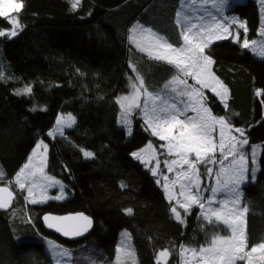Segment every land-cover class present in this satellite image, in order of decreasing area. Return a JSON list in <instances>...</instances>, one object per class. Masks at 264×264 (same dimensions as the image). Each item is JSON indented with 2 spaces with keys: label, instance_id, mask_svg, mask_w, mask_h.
<instances>
[{
  "label": "trees",
  "instance_id": "obj_1",
  "mask_svg": "<svg viewBox=\"0 0 264 264\" xmlns=\"http://www.w3.org/2000/svg\"><path fill=\"white\" fill-rule=\"evenodd\" d=\"M179 0H82L72 11L68 0H24L18 14L23 30L15 37H0V186H7L40 140L49 142L59 113L72 114L75 124L55 135L46 171L59 179L67 198L30 204L26 190L12 185L13 208L0 211V264H54L44 239L72 252L70 264H103L112 259L121 229L130 231L140 264H175L179 245L193 231L199 213L181 210L184 223L175 219L164 189L132 152L148 142L162 143L146 128L138 114L131 133L118 124L121 111L116 97L129 90L136 72L148 80L169 77L173 65L157 61L129 40L130 28L145 21L171 43H182L174 22ZM246 21L249 38L260 25L256 0L234 2L228 9ZM0 17V30L10 28ZM207 54L212 70L228 90L223 103L206 90L211 112L224 117L247 138L246 154L259 147L255 181L242 187V204L248 208L249 248L264 241V58L229 38L212 42ZM31 93L17 95V90ZM81 149L94 153L85 158ZM60 158L67 170L54 159ZM203 165L201 176L205 183ZM249 168L251 163L249 162ZM121 184L126 187H121ZM132 209V214L127 213ZM84 212L94 220L88 236L68 241L44 230L47 212ZM30 221V222H29ZM20 235V237H19ZM167 249L170 256L161 258ZM164 260V262H163ZM237 264H245L237 261Z\"/></svg>",
  "mask_w": 264,
  "mask_h": 264
},
{
  "label": "snow or ice",
  "instance_id": "obj_2",
  "mask_svg": "<svg viewBox=\"0 0 264 264\" xmlns=\"http://www.w3.org/2000/svg\"><path fill=\"white\" fill-rule=\"evenodd\" d=\"M71 5L72 11H76L81 4V0H68ZM197 0H190L192 5H195ZM207 4L208 0H203ZM228 0H213V6L221 13V18L212 16V23L204 26L193 32V29L197 28L196 24L185 23L181 25L184 31L181 33L183 39V45L180 47L174 46L164 36L158 35L151 28H145L137 22L129 32L133 35L129 36V40L133 41L140 51H146L151 59L157 61H164L173 65L180 72H183L186 76L193 73L189 69L195 70L197 83L203 84L204 77L212 76L210 71V65L213 61L209 56L204 55L205 49L211 42V38L225 39L223 33L229 32V27L221 22L226 19L223 16V10ZM183 3V0H182ZM24 7V0H0V17H5L8 23L12 26L10 31L0 30V37L8 36L9 38L15 37L23 30V25L20 22L19 13ZM15 13L17 15H11ZM182 12L177 11V24H180V18ZM187 20L188 17H183ZM202 19V18H201ZM232 23H238L233 18ZM239 27L244 29L247 33L248 29L245 24L239 23ZM140 31L141 40H136L135 33ZM201 33H207V36L201 35ZM260 35L264 37V29L261 30ZM199 37V39H197ZM235 40L241 42V34L236 33ZM257 40H249L247 36L242 39V47L245 49L252 48L255 52V46ZM264 58V52L261 53ZM133 72H136L135 66L130 65ZM4 77L0 75V79ZM138 81V84H137ZM130 87L133 92L130 96H125L122 99L127 101V108L122 113L121 123L128 125L130 123L129 114L135 109H140L143 113V119L145 124L153 129V135L158 136L160 140L168 141L167 145H161L166 147L169 155H172L174 150L175 154L179 157L178 160L165 161V167L169 172L174 171L173 166L178 165L179 171H177V179L172 181L173 186L179 183V196L183 197V200L177 199L176 203L180 208L188 213L192 206H198L201 210V217L209 224H221L230 231V235L221 236L215 234L208 242V246H201L199 249L189 248L183 244L179 245L178 255L181 258V264H191L188 258V254H191V260H196V264H237V261H244L245 264H264V241L257 242L249 249L248 235L246 229L245 214L248 212V208H237L241 201L242 191L240 187L242 184L248 181L249 176L255 181L256 172L258 171L257 165V153L256 148L253 147L251 151V163L252 167H248L249 157L242 151L245 145L249 144L248 139L245 137L239 139L236 136L229 135L225 138V128L231 131V127L227 125L224 117L213 116L210 109L203 108L201 111L197 107L201 103L198 89H189L187 87L180 89V85L186 84L184 80L179 79V76H174L172 80L164 85V89L171 88V91L176 93L180 97L188 96L190 100L195 96L197 99L195 103H187L183 108L177 107L176 103H169L168 100L163 97L160 92H150L144 85V80L137 72L135 78L129 77ZM217 84L220 82L217 80ZM221 91H217L215 88L213 92L218 96H226L227 89L220 84ZM30 87H25L23 90H17L16 94H28L31 93ZM143 100L141 101V97ZM119 102V101H118ZM124 108V104H121ZM191 109L196 112L195 117H186V120H181L179 117L183 115L185 111ZM75 123V118L68 115L67 118L58 117L56 124V132L60 135H64V127H72ZM216 125L220 126V140L217 143L212 133L216 129ZM179 129L178 133L176 130ZM241 136L244 133L241 129H235ZM49 135H54L50 132ZM40 147V145H37ZM151 148V145H149ZM46 150V149H45ZM85 158H93L94 153L90 151H84L81 149ZM219 151L220 158H216V153ZM194 154V158H190ZM137 159L142 157L139 154L134 153ZM229 157H232L229 160ZM238 157V159H237ZM225 161H229L227 165ZM159 161H157V167H159ZM221 165L220 170L216 177V186L210 189H203V191H210V197H203L200 195L202 188V177L198 165L216 164ZM187 165V169L184 168ZM152 174L156 175V170L151 169ZM213 169L206 167L207 175H211ZM39 173V175H37ZM4 176L2 169H0V178ZM164 187L168 189V177H164ZM159 183V181H157ZM14 183L18 185L20 190L27 191V196L24 198L29 200L30 203L36 204L44 202V197L41 200H37L33 197L34 190L46 189L47 187H53L59 184L60 181L55 180L52 177L44 174L43 166H35L32 163V158H29V162L26 163L17 172ZM121 187H126L121 184ZM61 191L63 187L61 186ZM219 194H224V199H218ZM43 195V193H42ZM54 199H62V196L53 197ZM173 194H169V200L173 199ZM15 199L13 192L8 187H0V209H7L11 206ZM205 200L208 207H205ZM216 203V208L212 207V204ZM232 207H229V205ZM128 214H132V209L126 210ZM170 211L174 214L175 219L181 224L184 220L181 217V213L177 211L175 206L171 207ZM214 218V219H213ZM68 219H75L70 217H50L45 216L44 220L49 228H56L57 231H62L64 235H82L83 231L91 226V220L87 216L80 214L79 219L86 222V224L80 229H72L71 231L63 229L58 226L62 221ZM52 221V222H49ZM30 222V221H29ZM126 235V234H125ZM53 247H56L53 245ZM124 252L125 256L132 257L134 252L130 250H124L122 247L117 248V261H120V253ZM57 255H67L66 251L56 253ZM161 258L170 256V252L165 249L159 253ZM165 264L167 262L165 261Z\"/></svg>",
  "mask_w": 264,
  "mask_h": 264
},
{
  "label": "rangeland",
  "instance_id": "obj_3",
  "mask_svg": "<svg viewBox=\"0 0 264 264\" xmlns=\"http://www.w3.org/2000/svg\"><path fill=\"white\" fill-rule=\"evenodd\" d=\"M240 1H244V0H228L227 4H225L224 10H223V16L226 17V19L221 20V22L229 27V32L231 34L223 33V35H225L226 38H229V39L233 40L234 42H237L235 40V35H236V33H240L241 34V42H237V43H240L241 45H242V39L244 38V36H247V38L250 41L253 40V39L257 40L258 43L255 46V49H256L255 52L252 50L251 47L248 48V49L254 55L262 58L261 53L264 52V37H262L260 35V33H261V30L264 29V0H256L257 3H258L259 13H260V25H259V28H258L257 35L255 37H252V38H249L248 31H247V33H245L244 29L239 27V23H243V24L246 25V21L243 20L242 18H240L238 15L228 12V9H229V7H230V5L232 3L240 2ZM17 2H18V0H17ZM175 11H176L175 12V17H174V22L175 23H177L176 21L178 19L177 16H176L177 11H181L182 14H183L182 17L180 18L181 23L177 24L178 27H179L180 33H182L184 31V28L181 25H183L185 23L196 24L197 28L193 29V32H196L200 28L201 25L207 26V25L211 24L213 22L212 21V16L217 17V19L221 18V13L218 11V9L216 7L213 6V0H208L207 4H205L203 2V0H197L195 5H192L190 3V0H183V3H182V0H179V3L177 5V8H176ZM11 15H17V14L11 13ZM183 17H188V19L184 20ZM233 18H235L238 21V23H232ZM137 22H139V24L143 25V26L146 25V24L149 25L148 22L145 23V21L138 20L131 26V28L134 25H136ZM11 27L12 26H10V28L7 31H10ZM144 27L147 28L146 26H144ZM246 27H247V25H246ZM153 28H155V27L153 26ZM153 28H151V29H153ZM156 33L158 34L157 31H156ZM130 35H133V34L130 33ZM134 35H135L136 40H141V34H140L139 30H137V32ZM201 35L207 36V33H201ZM164 37L168 40V42L171 43V41L166 36H164ZM197 39H199V37H197ZM181 40H182V43L180 45H176V44H173V43L172 44L174 46H176V47H180L184 43L183 39H182V36H181ZM217 40H219V39H215V37L213 36L211 38V42L209 43V45L212 42H215ZM132 43L136 46V44L133 41H132ZM209 45H208V47H209ZM208 47L204 51V55H207V56H209L207 54V52H206ZM141 52L145 53L148 56L146 51H141ZM210 59H211V57H210ZM212 64L210 65V71H211L212 76L215 77V79H212L211 77H204V83L203 84L197 83L195 70H192V69H189V71L192 72L193 74L186 76L183 72H180L179 69L174 67L175 68V72L172 75H170L169 77H167V78L166 77H164V78H155V79L152 78V79H149V80L143 74H141V73H139V74L144 80L145 87H147V89L150 92H160V94L163 97H165L168 100L169 103H173L174 102V103L177 104V107L183 108L184 105L187 104V103H195V100L197 99V97L194 96L190 100V98L188 96H184V97L178 96L176 93L171 91V88L164 89V85L166 83H168L170 80H172V78L174 76H179V79L184 80L186 82V84L180 85V89H183V88L187 87L189 89H193L194 88V89H198L199 90L200 96L198 98L200 99L201 103L199 105H197V107L200 108V110L202 111L203 108L210 109L208 104H207V102H206V99H205V91L206 90H209V91L213 92L212 89L215 88L217 91H221L220 84H222L227 89V87L224 85V83L221 81V79H219L214 74V72L212 70ZM131 65H133V64H131ZM136 74H137V72H135V75L132 76L133 79L135 78ZM217 80L220 82V84L216 83ZM137 84H138V81H137ZM132 92H133V90L130 87V82H129V90H128V92H126L124 94H120V95H118L116 97L117 102L119 101L118 104H119L120 109H121V111L119 113V116H118V124L120 126H122L123 128H125L126 132L128 134L131 133L132 119H133L132 116L134 114L137 113L138 116L144 122L143 113L141 112L140 109H135V108L129 114L130 123L128 125L122 124L120 122L121 121V117H122V113L126 110L127 103H128L127 101H124L122 98L125 97V96H130L132 94ZM213 93L216 95L215 92H213ZM216 96L223 103H225L227 101V98H228V90H227V95L226 96H218V95H216ZM142 100H143V96L141 97V101ZM122 103L125 106L124 108L121 107ZM196 114H197L196 112H193V111H191V109H188L187 111L184 112L183 115H180L179 118L181 120H186V117H195ZM68 115L69 114L59 113L57 118L58 117L67 118ZM212 115L215 116L213 113H212ZM71 116L74 117L72 114H71ZM216 117H218V116H216ZM56 121H57V119H56ZM144 124H145V122H144ZM145 126L153 135V129L149 128L146 124H145ZM56 128H57V124L55 122V127H54L53 130H51V132H53L54 135H49L50 132L48 133L49 142L44 141V140H40L36 144V146L34 147L32 152L30 153L29 158L30 157L32 158L33 165H35V166H43L44 174H46L49 177L54 178L57 181H60L59 179L55 178L54 176L48 174L47 171H46L47 162H48V156H49L48 155L49 148H53L56 151V148H55V145H54V137H55V135H60L59 132H56ZM68 128H71V127H64L63 128V132H64V130H66ZM178 131H179V129L176 130L177 133H178ZM229 135L236 136L239 139H243V136H241L239 132H236L235 129H233L232 127H231V131L230 132H229L228 128H225V138L227 139V137ZM212 136L215 138L216 142L218 143L219 140H220V126L219 125H216V129L212 133ZM155 137H157L159 139L158 136H155ZM161 141H162V143L160 144V148H161L160 150L158 149V147L153 142H148L147 144H145L141 148L133 151L132 152V156L135 159H137V157L134 156L133 154L134 153L139 154L142 157L143 162H142L141 159H137V160L141 161L144 164V167L147 168L150 171L151 174H152L151 169H155L156 170V175H153V174L152 175L155 177L156 181H159V183L158 182L157 183L159 185H161L162 188L164 189L165 196H166L167 200L170 203V207L175 206L177 208V211H179L181 213V210H183V209L180 208L179 205H177V203H176L177 199L183 200V197L179 196V191H180L179 183H177L175 185V187L172 184V181L177 179L176 173H177V171H179V166L178 165H174L173 166L174 171L169 172L168 169L165 167V164H164L165 161H169L170 162L172 160H178L179 157L175 154V150H174L172 155H169V153L167 151V148L166 147H161V145H167L168 141H164V140H161ZM37 145H40V147H37ZM149 145H151V148H149ZM254 147L256 148L257 165H258L259 147L258 146H254ZM245 150L246 149L244 147L242 149V151L245 153V155H247ZM247 156L249 157V161H248V167H249V162L251 163V158H250L251 154H249ZM29 158H28L27 162H25L21 166V168L26 163L29 162ZM190 158H194V154H192V156H190ZM216 158L217 159L220 158L219 151H217V153H216ZM231 159H232V157H229V160H231ZM237 159H238V157H237ZM157 161L160 162L159 163V167H157ZM54 163L62 165L67 170L66 165L64 164V162L60 158H55L54 159ZM228 163H229V161H225L224 162L225 165H227ZM198 167H199L200 173H201V167H203V165L202 164L198 165ZM206 167H211L213 169V172H212L211 175H207ZM206 167L204 168V174H205V177H206L205 183H203V177L201 176L202 177V184H201L202 191L200 193V195L205 197V198L210 197L212 194H211L210 191H203V189H210L211 187H215L216 186V177H217L218 171L221 168V165L219 163L208 164ZM251 167H252V163H251ZM184 168L187 169V165H184ZM37 175H39V173ZM165 176L168 177V180H167L168 189L167 190L164 187V184H165L164 177ZM15 177H14V179L11 182H9L7 184V186L11 187L12 185H14L15 187L19 188L18 185H16L14 183ZM244 184H242L241 187H240L241 191H242V187H243ZM61 186L63 187V191H61ZM42 193H43V195H42ZM170 193L173 194V197H174L173 199H171V201L169 200V194ZM26 196H27V191H26ZM56 196H62L63 198L62 199H54L53 197H56ZM44 197H47V199H44V202L36 203V204H45L48 201H62L64 199H66L67 198V194H66V191H65L64 184L60 181L59 184H56L53 187H47L46 189H36V190H34L33 197H30L29 199L35 198L37 200H41ZM217 198L218 199H224L225 196H224V194H219ZM27 201L29 202V200H27ZM30 204H32V203H30ZM217 206L218 205L216 203L212 204L213 208H216ZM192 207H198V206H192ZM205 207L206 208L208 207L206 200H205ZM229 207H232V205L230 204ZM236 207L237 208H243L244 207L243 204H242V197H241L240 203L238 205H236ZM173 216H174V214H173ZM200 217H201V210L199 209V213H198L197 218L195 220L193 231L191 232V234L189 235L187 240L183 243V245H185V246H187L189 248L199 249L201 246H205V247L208 246V242L210 241L211 237L213 235H215V234H219L221 236H225V235H230L231 234L230 231L225 228V226H223L221 224H209L207 221L203 220ZM244 218L246 219V214H245ZM246 225H247V223H246ZM19 237H20V235H19ZM44 243H45V246H46V249H47L48 253L50 254V256L52 257V259L54 261V264H70L72 252H70V250L68 248L62 246L61 244H59V243H57L54 240L49 239V238H47V239L45 238L44 239ZM53 245H55L56 247H53ZM118 247H122L124 250H130V251L134 252V256H132V257L125 256L124 252L122 251L120 253L121 259H120V261H117V248ZM64 251H66L68 254L67 255H57L56 254V253H60V252H64ZM188 258L191 261V264H196V260H191V254H188ZM163 262H164V260H163ZM103 264H140L139 260H138L136 248H135L134 243H133V238H132V235H131L129 230L124 228V229H121L119 231L118 240H117V243H116L115 248H114L112 259L109 262H105ZM175 264H181L180 256H179V258H178V260L176 261Z\"/></svg>",
  "mask_w": 264,
  "mask_h": 264
},
{
  "label": "water",
  "instance_id": "obj_4",
  "mask_svg": "<svg viewBox=\"0 0 264 264\" xmlns=\"http://www.w3.org/2000/svg\"><path fill=\"white\" fill-rule=\"evenodd\" d=\"M0 187H6V186H0ZM9 188V187H8ZM10 191H12V189L9 188ZM13 192V191H12ZM13 195L15 197V199L13 200L11 206L7 209H0V211L2 212H8L10 211L12 208H13V205L16 201V194L13 192ZM80 214H83L84 216H87L89 218V220H91V226L87 229V231H83V234L82 235H64L62 231H57L56 228H49L47 226V223L45 222L44 220V217L45 216H50V217H70V218H75V219H68V220H65V221H62L58 224L59 227L63 228V229H67L69 231H71L72 229H80L82 230V227L86 224L85 221L83 220H80L79 219V216ZM49 222H52V221H49ZM41 223H42V226L44 228L45 231L49 232V233H52L56 236H59L65 240H68V241H78V240H82L84 238H86L88 236V234L91 232V230L93 229L94 227V220L91 216L87 215L86 213L84 212H73V213H65V214H55V213H51V212H47L45 214H43L41 216Z\"/></svg>",
  "mask_w": 264,
  "mask_h": 264
}]
</instances>
